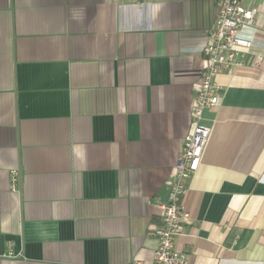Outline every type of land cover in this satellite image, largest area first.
Returning a JSON list of instances; mask_svg holds the SVG:
<instances>
[{
	"label": "crops",
	"instance_id": "1",
	"mask_svg": "<svg viewBox=\"0 0 264 264\" xmlns=\"http://www.w3.org/2000/svg\"><path fill=\"white\" fill-rule=\"evenodd\" d=\"M214 1L0 0V264L152 263ZM243 5L251 49L214 78L182 198L188 264H264V0Z\"/></svg>",
	"mask_w": 264,
	"mask_h": 264
},
{
	"label": "built area",
	"instance_id": "2",
	"mask_svg": "<svg viewBox=\"0 0 264 264\" xmlns=\"http://www.w3.org/2000/svg\"><path fill=\"white\" fill-rule=\"evenodd\" d=\"M217 8L212 28L207 33L206 47L202 53L200 75L192 86V102L188 131L183 138L172 178L168 181V197L157 205L160 225L149 228V236L156 238L157 246L151 264H188L187 257L174 249V243L191 223L190 214L182 206L186 183L197 171L210 128L202 124L203 112L219 104L220 88L214 78L220 74L231 75L244 65L251 49V41L239 36L244 28L255 26L257 9L244 7L243 0H215ZM259 60L256 58L253 63ZM14 187L19 180L17 171L11 172ZM133 264H143L134 261Z\"/></svg>",
	"mask_w": 264,
	"mask_h": 264
}]
</instances>
